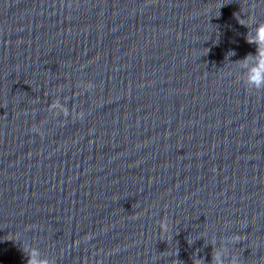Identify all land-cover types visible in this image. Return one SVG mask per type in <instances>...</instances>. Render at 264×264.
Here are the masks:
<instances>
[{
    "label": "clouds",
    "instance_id": "1",
    "mask_svg": "<svg viewBox=\"0 0 264 264\" xmlns=\"http://www.w3.org/2000/svg\"><path fill=\"white\" fill-rule=\"evenodd\" d=\"M240 24L247 27L246 41L255 46V53H249L235 63L239 65L240 76L246 87L264 90V21L253 20L252 26ZM235 54L234 51L228 53L229 56ZM224 255L223 251L215 250L212 255V264H224ZM27 257V264H54V261L44 256L39 248H31ZM233 264H235V258H233Z\"/></svg>",
    "mask_w": 264,
    "mask_h": 264
}]
</instances>
